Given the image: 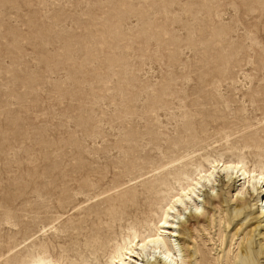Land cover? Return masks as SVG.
<instances>
[{
  "label": "rangeland",
  "instance_id": "obj_1",
  "mask_svg": "<svg viewBox=\"0 0 264 264\" xmlns=\"http://www.w3.org/2000/svg\"><path fill=\"white\" fill-rule=\"evenodd\" d=\"M214 155L264 166V0H0V264L106 262ZM215 222L185 264H219Z\"/></svg>",
  "mask_w": 264,
  "mask_h": 264
},
{
  "label": "bare ground",
  "instance_id": "obj_2",
  "mask_svg": "<svg viewBox=\"0 0 264 264\" xmlns=\"http://www.w3.org/2000/svg\"><path fill=\"white\" fill-rule=\"evenodd\" d=\"M205 161L206 165H197L193 173H185L183 177L177 175L175 178L177 186L156 183L157 185L149 191L152 195L145 199L146 207L143 212L145 216H142L146 221L142 222L145 225L139 227L132 225L133 223L129 225V233L122 239V243L114 247L115 250L106 262L87 264H185L187 257L193 255L189 252V247H186V253H183L184 247L180 246V240L191 234L198 226H205L206 222L210 221L211 229L216 224V218L219 220L218 239L222 241L221 246L223 244V249L217 253L220 257L217 258L219 264H259V260L264 259V205L260 207L258 204L260 201L264 204V166L251 167L243 158H224L215 155L210 159L206 158ZM220 174L225 175L218 182ZM163 184L169 186L166 193L162 192ZM207 187L209 189L204 191ZM233 191H238L236 196L238 203H234L237 205L235 214L230 213L231 216L226 221L223 215L225 210L218 207V204L224 206L227 201L226 194ZM204 206L207 210L203 209ZM253 207L255 210L248 213L247 210ZM183 215H186L185 218ZM245 219L247 222L243 221ZM250 219H258L262 231L259 226L252 227L248 224ZM223 220L224 224L229 223L224 229L221 226ZM224 232L227 238L223 243ZM240 235L241 241L238 240L236 244L238 252L231 257L233 241ZM257 236L260 239L258 244ZM210 240H214V237ZM200 253L203 255L205 252ZM45 257H38L30 262L8 261L5 264H63ZM203 260L204 258L201 259ZM211 262L207 260L206 264H212Z\"/></svg>",
  "mask_w": 264,
  "mask_h": 264
}]
</instances>
